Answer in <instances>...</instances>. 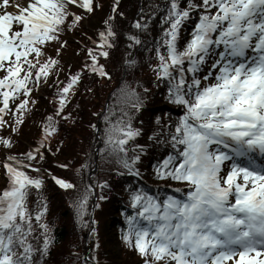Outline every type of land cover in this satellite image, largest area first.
<instances>
[{"label":"snow or ice","instance_id":"obj_1","mask_svg":"<svg viewBox=\"0 0 264 264\" xmlns=\"http://www.w3.org/2000/svg\"><path fill=\"white\" fill-rule=\"evenodd\" d=\"M119 5L114 0L95 38L86 37L91 47L81 49V71L111 78L106 65L121 35L117 17L124 18ZM102 7L99 0H0V129L18 133L29 104H35L30 100L34 89L60 64L55 57L67 44L63 34L79 31ZM196 13L181 45V29ZM162 24L167 27L149 50L157 63L150 66L158 80L166 81L168 99L184 112L169 133L172 147L182 150L164 159L156 174L184 182L189 190L185 198L162 199L130 189L134 212L126 216L123 240L141 264H264V161L257 163L264 157V0H168ZM132 27L143 31L148 24L137 20ZM124 36L128 49L146 43L131 31ZM53 47L55 57L48 54ZM124 56L125 65L138 64L131 52ZM210 56L217 58L201 76ZM80 78L77 72L58 89V107L45 118L35 147L12 154L14 139L0 136V146L9 153L0 160L7 182L0 189V264H42L49 251L51 230L43 222L47 204L41 198L30 206V198L44 187L42 164L55 155L53 140L60 122L71 116L65 114L68 94ZM137 135L130 122L112 125L107 142L117 155L125 154L123 167L139 176L140 156L128 157L125 147ZM49 178L63 189L76 187L50 173ZM88 194L76 205L80 217L86 214Z\"/></svg>","mask_w":264,"mask_h":264},{"label":"trees","instance_id":"obj_2","mask_svg":"<svg viewBox=\"0 0 264 264\" xmlns=\"http://www.w3.org/2000/svg\"><path fill=\"white\" fill-rule=\"evenodd\" d=\"M113 2L99 0L103 7L87 19L79 31H66L62 38L67 44L58 57H55L54 47L48 49V54L59 59L60 64L47 81L41 80L43 94L32 93L30 100H34L35 104H29V111L18 133L0 129V136L11 135L15 141L12 154L27 152L30 146L35 147L45 118L58 107V89L67 84L71 75L81 72L79 82L68 94L65 114L71 113V116L60 122L59 134L53 140L55 155L49 154L42 164L44 187L39 194L33 190L30 198V206L34 207L35 202L42 198L48 209L43 222L49 225L52 243L42 264H93L97 241L101 247L100 264H104L108 230L113 233L110 235L114 247L121 244L119 252H112V264H141L139 254L121 237L124 214L131 210L129 191L142 188L153 195L155 185L163 186L175 181L158 177L156 168L158 162L182 150L179 145L172 147L169 133L174 131L172 125L184 110L168 99L167 83L158 80L152 71L150 65H155L157 61L154 52L149 51L167 27L162 24V18L166 15L168 0H120L118 10L124 12V18L117 17L116 26L121 35L113 58L106 65L111 78L81 71L85 63V53L81 49L85 45L91 47L86 37L95 38L94 34L103 27V20ZM197 17L198 13L194 14L182 27L181 45L190 36ZM137 20L147 23V30L134 29L132 25ZM129 31L138 34L146 42L145 45L126 48L124 33ZM125 52H131L132 57L138 60L136 66L129 67L123 63ZM204 69L203 66L201 71ZM134 104L137 107H133ZM173 106H178V109H169ZM129 122L133 129L139 130V135L130 139L125 147L128 157L140 156L136 162L139 176L123 167L120 160L125 154L117 155L107 142L112 125L124 126ZM98 125L99 133L96 130ZM99 141L102 144L98 148ZM57 147L60 149L58 152ZM4 152L6 150L0 146V160ZM58 164H66L67 168H60ZM2 170L0 168V172ZM49 173L72 182L76 185L75 189L60 188L49 178ZM105 182L107 186L101 187ZM2 185L3 179H0ZM86 192L89 193L87 211L80 217L76 205ZM95 223L99 224L98 229L94 228ZM40 231L37 229L36 233ZM39 243L42 244V239Z\"/></svg>","mask_w":264,"mask_h":264},{"label":"rangeland","instance_id":"obj_3","mask_svg":"<svg viewBox=\"0 0 264 264\" xmlns=\"http://www.w3.org/2000/svg\"><path fill=\"white\" fill-rule=\"evenodd\" d=\"M109 241H110V239L108 238V241L106 242V245H107L106 247H107L108 251L110 250Z\"/></svg>","mask_w":264,"mask_h":264}]
</instances>
